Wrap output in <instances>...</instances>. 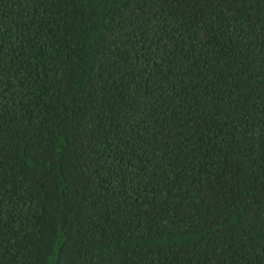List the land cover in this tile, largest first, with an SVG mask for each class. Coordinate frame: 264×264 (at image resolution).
<instances>
[{
    "label": "trees",
    "instance_id": "1",
    "mask_svg": "<svg viewBox=\"0 0 264 264\" xmlns=\"http://www.w3.org/2000/svg\"><path fill=\"white\" fill-rule=\"evenodd\" d=\"M0 264H264V0H0Z\"/></svg>",
    "mask_w": 264,
    "mask_h": 264
}]
</instances>
